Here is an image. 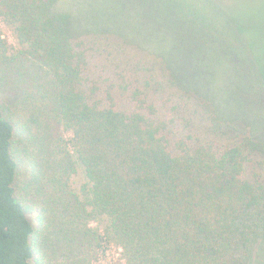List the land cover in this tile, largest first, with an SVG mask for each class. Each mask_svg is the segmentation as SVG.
<instances>
[{"label": "trees", "instance_id": "16d2710c", "mask_svg": "<svg viewBox=\"0 0 264 264\" xmlns=\"http://www.w3.org/2000/svg\"><path fill=\"white\" fill-rule=\"evenodd\" d=\"M94 1L67 12L65 0H0L18 43L0 35V264H91L104 244L124 264H264V141L220 117L224 148L172 142L150 99L188 91L184 74L222 95L210 80L230 77L205 61L212 44L171 30L155 0ZM110 29L149 47L150 78L122 87L130 112L86 89L83 37ZM231 48L219 54L234 66ZM186 59L199 70L190 77ZM233 71L246 75L251 93L234 86L250 107L264 104V77Z\"/></svg>", "mask_w": 264, "mask_h": 264}, {"label": "rangeland", "instance_id": "374dc122", "mask_svg": "<svg viewBox=\"0 0 264 264\" xmlns=\"http://www.w3.org/2000/svg\"><path fill=\"white\" fill-rule=\"evenodd\" d=\"M65 1L67 2L63 7L69 12L74 9L75 6H71L78 0ZM89 1L97 3L94 0ZM66 4L68 6H65ZM102 4L103 1L99 0L98 6ZM152 6L161 10L170 24L174 25L169 27L171 30L182 31L190 37L200 36L206 39L209 45L212 44V51L205 50V61L211 59L216 68H225L230 77L229 81L221 72V79L218 74L213 76L212 80L209 79L212 84L218 78L212 85L213 89L217 86L222 91V95L217 98L213 97L209 86L202 87L199 81L191 80L185 74L184 77L189 80L186 84L194 82L188 91L180 87L181 90H171L165 96H161L162 93L150 96L155 103L158 117L167 121V132L171 141L176 142L186 137L191 147L214 142L217 149H222L226 140L216 136L220 131H217L219 128L215 124L220 117L226 123L238 122L242 130L256 140L264 141V104L259 105V101L254 100L251 101L254 106L250 107L247 99L243 98L234 86L238 81L241 89L251 93L246 75L237 76L233 71L241 66L244 72L255 71L257 75L264 77V0H155ZM0 35L11 47H18L12 30L2 19ZM83 40L88 60L85 77L89 94H92L93 99L104 102L107 94H111L122 110L130 112L132 102L128 95H123L122 87L130 84V89L127 88L130 94L131 86L135 85L136 80L145 81L150 78L151 60L147 58L150 55L148 45L136 43L134 36L112 29L106 32H90ZM222 47L232 49L230 51L235 67L223 57L224 54H219ZM185 61L182 68L189 77L195 71L199 72L197 63L189 59ZM197 92L200 94L199 98ZM239 101L241 106H238ZM70 137V133L65 134L66 139ZM253 173H258L257 166L248 164L246 177L250 178ZM71 182L77 190L85 183L81 169L72 177ZM91 226L95 228L98 224L92 223ZM91 264H124L122 250L116 245L104 244Z\"/></svg>", "mask_w": 264, "mask_h": 264}]
</instances>
